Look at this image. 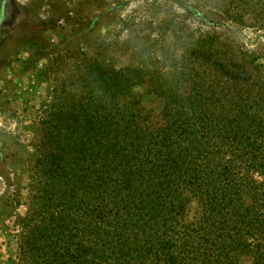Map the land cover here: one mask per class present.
<instances>
[{"label":"trees","instance_id":"16d2710c","mask_svg":"<svg viewBox=\"0 0 264 264\" xmlns=\"http://www.w3.org/2000/svg\"><path fill=\"white\" fill-rule=\"evenodd\" d=\"M199 1L223 20L264 28V0ZM256 60L254 77L242 76L243 64L237 76L219 64L210 84L165 97L154 128L116 90L106 102L91 98L65 124L64 141L47 142L41 219L29 222L21 247L28 264H239L244 256L264 264V64ZM192 200L199 212L189 216Z\"/></svg>","mask_w":264,"mask_h":264},{"label":"rangeland","instance_id":"374dc122","mask_svg":"<svg viewBox=\"0 0 264 264\" xmlns=\"http://www.w3.org/2000/svg\"><path fill=\"white\" fill-rule=\"evenodd\" d=\"M251 60L264 64V28L199 0H0V264H28L21 247L41 219L47 142H63L91 98L116 90L154 128L165 97L210 84L219 64L254 77ZM188 212H199L195 200Z\"/></svg>","mask_w":264,"mask_h":264}]
</instances>
